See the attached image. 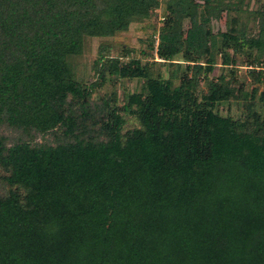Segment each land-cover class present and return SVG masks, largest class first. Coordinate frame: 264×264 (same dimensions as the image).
<instances>
[{
  "label": "trees",
  "instance_id": "1",
  "mask_svg": "<svg viewBox=\"0 0 264 264\" xmlns=\"http://www.w3.org/2000/svg\"><path fill=\"white\" fill-rule=\"evenodd\" d=\"M262 84L264 0H0V264H264Z\"/></svg>",
  "mask_w": 264,
  "mask_h": 264
},
{
  "label": "rangeland",
  "instance_id": "2",
  "mask_svg": "<svg viewBox=\"0 0 264 264\" xmlns=\"http://www.w3.org/2000/svg\"><path fill=\"white\" fill-rule=\"evenodd\" d=\"M201 1V0H198ZM225 17V16H223ZM226 30V23H225V19L222 18L220 21H213L212 22V31L213 33H217V32H224ZM129 35L131 38L130 41V47L133 49V51L135 50V54L138 56V52L141 50V46L140 44L137 42V39L142 37L141 32L139 31V25H134L133 27H131L130 31H129ZM95 53H96V42L93 41L91 46H89V48L87 49V52L85 54V62L87 64H89L94 58H95ZM221 70L219 67H217L214 70L213 75L216 77L220 74ZM241 72L243 75L244 74V70L241 69ZM136 87V83L135 82H126L123 85H118L117 87V91L119 93V95H121L123 92H131L134 91ZM261 89L264 90V84L261 85L260 87ZM232 113H235V108L232 106L231 108ZM225 113V111L223 112Z\"/></svg>",
  "mask_w": 264,
  "mask_h": 264
}]
</instances>
